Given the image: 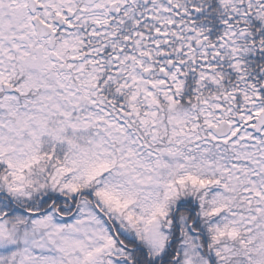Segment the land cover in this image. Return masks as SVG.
Returning <instances> with one entry per match:
<instances>
[{"label":"snow or ice","instance_id":"snow-or-ice-1","mask_svg":"<svg viewBox=\"0 0 264 264\" xmlns=\"http://www.w3.org/2000/svg\"><path fill=\"white\" fill-rule=\"evenodd\" d=\"M0 264H264V0H0Z\"/></svg>","mask_w":264,"mask_h":264}]
</instances>
